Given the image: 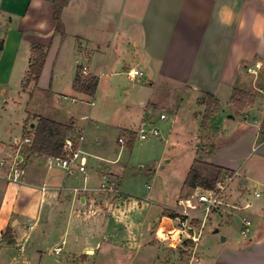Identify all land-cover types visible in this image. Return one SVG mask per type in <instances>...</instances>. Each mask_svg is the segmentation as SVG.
I'll list each match as a JSON object with an SVG mask.
<instances>
[{"label": "crops", "instance_id": "obj_1", "mask_svg": "<svg viewBox=\"0 0 264 264\" xmlns=\"http://www.w3.org/2000/svg\"><path fill=\"white\" fill-rule=\"evenodd\" d=\"M0 13L6 32L2 37L0 28V83L11 79L17 60L27 71L31 46L37 44L47 55L36 93L62 80L72 88L77 67L96 77L98 65L109 68L114 80L138 69L184 88L191 102L201 105L200 127L204 95H212L218 112L212 127H201L211 137L204 152L208 160L203 155L196 160L221 168V174H236L239 189L228 191L227 203L250 204L245 209L252 228L246 241L223 247L205 264H264V199L244 201L247 182L253 184L249 189L264 192V0H67L60 31H55L53 0H0ZM234 89L254 97L238 114L230 104ZM146 97L149 101L150 93ZM71 124L83 171L79 161L67 170L54 157L29 154L28 146L0 144V160L7 165L14 155L24 160L19 183L7 181L5 167L0 168V264H138L135 257L154 246L151 232L155 237L161 227L174 224L163 213H178L176 199L192 192L182 185L173 193L175 202L158 209L154 195L127 194L126 164L119 156L88 152ZM102 175L118 185L115 191L99 190ZM6 230L9 240L3 238Z\"/></svg>", "mask_w": 264, "mask_h": 264}, {"label": "rangeland", "instance_id": "obj_2", "mask_svg": "<svg viewBox=\"0 0 264 264\" xmlns=\"http://www.w3.org/2000/svg\"><path fill=\"white\" fill-rule=\"evenodd\" d=\"M0 28L3 37L6 34L5 27L0 26ZM123 57L126 61L131 60L126 54ZM99 58L102 59V56ZM17 63L11 79L7 83H0V144L9 146L15 143L17 147L23 139L21 136L23 120H25L23 128L31 134L34 129L35 114L50 120L74 122V126L78 129V137L81 136V141H84L88 152L106 157L119 156V160L126 164L128 178L123 188L129 190L127 194H135L139 198L154 195L159 204L155 206L157 209L159 206L175 202L173 193L178 189L181 190L182 181L191 167L194 166L208 181L217 176V171L206 166L204 162L194 164V160L202 155L203 159H200L208 160L204 152L207 153L210 149L211 137L210 134L204 135L197 122L202 112L201 105L191 102V96L184 88L173 84L167 85L143 72L144 76H137L134 82L125 75L114 80V77L109 75V68L99 69L100 65H98L96 75L99 82L94 96L76 94L70 84L63 80L57 83L56 87H45L43 89L45 91L38 90L39 92L36 93L32 83L27 87L23 86L26 70L23 71L21 66L24 62L17 60ZM152 81L153 86L150 87L149 83ZM147 93H150L149 101L146 97ZM141 102H144L143 107L140 106ZM161 112L166 115V120L159 119ZM211 118L208 127H212L209 126ZM142 120H151L152 123L147 125L157 128L159 136L149 137L146 140L138 139L136 136L128 145V136L122 129L131 128L136 133ZM119 138L125 142L118 144ZM22 146V149L27 147V145ZM236 179L228 191L238 192ZM108 182L115 189L118 187L117 184ZM252 185L250 182L246 184L249 194L244 199L245 202L254 203L260 200L253 198L254 189H249ZM177 201L178 199L176 205L180 207ZM244 201L239 200V206H243ZM227 202L230 201L225 199L224 203ZM222 207L215 209L204 221L197 246L191 241L181 242L176 236L160 240L154 237L155 231H152L154 246L145 247L142 253L135 257V263L205 264L209 256L223 247L246 241V238L240 234V220L243 217L251 220L250 209L238 211L230 206L222 205ZM199 210L195 211V219L192 221V225L198 229L203 222L201 220L203 214ZM215 228L219 229L220 234L227 236L225 243H219L218 235L212 233ZM171 233L174 231L172 230ZM158 235L165 238L166 233H162V227ZM193 257L197 261H194ZM99 264H111V262Z\"/></svg>", "mask_w": 264, "mask_h": 264}, {"label": "built area", "instance_id": "obj_3", "mask_svg": "<svg viewBox=\"0 0 264 264\" xmlns=\"http://www.w3.org/2000/svg\"><path fill=\"white\" fill-rule=\"evenodd\" d=\"M255 67H259V64L256 63ZM82 75H87L86 67L82 68ZM142 73L138 69H129L126 71V76L133 80L137 76H141ZM161 120L165 119V115L161 114L159 117ZM136 136L138 139L146 140L149 137H157L159 136V131L154 126L149 125H141L139 129L136 131ZM119 143H123V139H118ZM31 143L30 137H24L20 144L17 146V150L22 149V145L29 146ZM63 157L55 158L57 164L65 169H69V166L72 163L78 162V169L79 171L84 170V160L83 158H79V151L75 148L74 140L69 136L65 139L63 144ZM6 169L5 178L7 181L11 183H19L24 175V160L21 156L14 155L10 158V162L7 165L5 159L0 160V168ZM236 174L231 172H224L222 173L214 183V186L211 188H203V187H195L193 188L192 192L188 194L186 197L178 198L177 204L181 206V210L176 213L177 217L172 218L175 226H170L175 229L176 233L171 235L169 233V228H163L164 233H166L165 238H161L156 233L157 238L160 240L167 239L169 236H176L180 239L181 242L183 241H191L194 245H196L199 237L200 232L203 229V224L206 218L211 214L215 209L222 208V205L230 206L237 210L245 209L250 206V204L246 203L242 208L238 207L236 204H225L224 200L227 197V193L229 190L230 185L236 179ZM99 190L104 192H113L115 191V187L110 184L107 180L106 175L101 176V180L99 183ZM254 199H264V192L253 191L252 194ZM197 209H200L199 212L203 214L202 224L200 228L192 225L193 219H195L194 213ZM30 227H28L29 229ZM252 228V223L249 219L242 218L241 220V228L240 234L243 237H248ZM60 248L55 249V253H58ZM194 261L197 259L192 258Z\"/></svg>", "mask_w": 264, "mask_h": 264}, {"label": "trees", "instance_id": "obj_4", "mask_svg": "<svg viewBox=\"0 0 264 264\" xmlns=\"http://www.w3.org/2000/svg\"><path fill=\"white\" fill-rule=\"evenodd\" d=\"M67 4V0H53V9H54V20H55V31H59L61 27V11L63 7ZM2 48V43L0 42V50ZM47 50L45 47H42L37 44H32L29 65L26 71V75L23 80V86L27 87L29 84L34 86L39 80V76L43 69V65L46 59ZM81 68L77 67L74 80L72 82V89L75 92L85 94L88 96H94L97 85L98 78L95 75L87 74L82 75ZM205 100V110L201 119V127H206L211 116L218 112V102L217 100L209 94L204 95ZM254 97L250 94L234 89L231 97L230 104L235 110V114H238L240 110L244 107L253 103ZM35 124L32 133L26 132L23 129V138L30 137L31 143L28 146L29 154H38L48 157L60 158L63 157V144L67 137L71 136L72 124L71 123H60L45 117L35 115ZM128 136V145H130L135 137L136 133L134 131H125ZM195 163H202L201 161L195 160ZM206 166L214 168L217 171V176L208 181L204 179L199 173V171L193 166L190 168L187 173L183 185L188 188L203 187L211 188L214 186L216 179L221 175L222 169L219 167L206 164ZM170 218L177 217V214L174 212L163 213ZM3 238L9 240V232L5 231Z\"/></svg>", "mask_w": 264, "mask_h": 264}, {"label": "water", "instance_id": "obj_5", "mask_svg": "<svg viewBox=\"0 0 264 264\" xmlns=\"http://www.w3.org/2000/svg\"><path fill=\"white\" fill-rule=\"evenodd\" d=\"M202 100H204V97H202ZM31 127H33V124H31ZM213 233L218 235L220 242H224L225 241L226 237L219 233V229L218 228H215L213 230Z\"/></svg>", "mask_w": 264, "mask_h": 264}, {"label": "bare ground", "instance_id": "obj_6", "mask_svg": "<svg viewBox=\"0 0 264 264\" xmlns=\"http://www.w3.org/2000/svg\"><path fill=\"white\" fill-rule=\"evenodd\" d=\"M174 231V233H171V231ZM164 232V229L162 228V233ZM169 233H171V235H173V234H175L176 233V231H175V229L174 228H172V227H170V229H169V231H168Z\"/></svg>", "mask_w": 264, "mask_h": 264}]
</instances>
